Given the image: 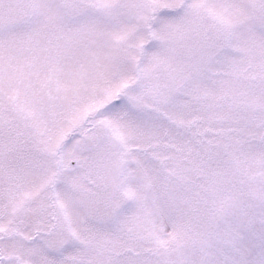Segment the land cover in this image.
I'll use <instances>...</instances> for the list:
<instances>
[{
  "label": "snow or ice",
  "instance_id": "1",
  "mask_svg": "<svg viewBox=\"0 0 264 264\" xmlns=\"http://www.w3.org/2000/svg\"><path fill=\"white\" fill-rule=\"evenodd\" d=\"M0 264H264V0H0Z\"/></svg>",
  "mask_w": 264,
  "mask_h": 264
}]
</instances>
